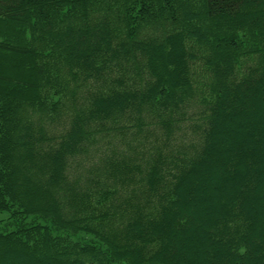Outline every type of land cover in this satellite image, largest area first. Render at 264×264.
<instances>
[{
    "label": "trees",
    "instance_id": "trees-1",
    "mask_svg": "<svg viewBox=\"0 0 264 264\" xmlns=\"http://www.w3.org/2000/svg\"><path fill=\"white\" fill-rule=\"evenodd\" d=\"M0 211V264H264V0H0Z\"/></svg>",
    "mask_w": 264,
    "mask_h": 264
},
{
    "label": "rangeland",
    "instance_id": "rangeland-1",
    "mask_svg": "<svg viewBox=\"0 0 264 264\" xmlns=\"http://www.w3.org/2000/svg\"><path fill=\"white\" fill-rule=\"evenodd\" d=\"M247 50H249V48H247ZM256 58H257V55L255 57V55H253L251 53L243 54L240 57V65H239L240 69L243 70L244 68H246V66H248V64H252ZM187 128L192 129L191 124H190V126L188 125ZM53 130H55V129L50 128V132L51 131L53 132ZM195 130L198 131V129H195ZM94 141L95 142L91 146L89 145L86 153L81 154L80 157L77 158V160L73 161V164L71 166L72 167V174H75V172H73V169L76 168L77 166L79 167L80 173H82V175H80V176L83 178V181H85L89 178L88 175L96 176V175L101 174L100 172H92L94 170V168H91V166L97 164V162L100 161L102 159V157L104 159H102L100 161L101 163H104V162L106 163V160L109 161L110 159H112L113 157L111 154H112L114 148L117 149L118 153H121L123 155H130L131 154L128 152H126V154H124V153H122L123 151H120V149L124 148L125 144L123 142H121L119 139H113L109 143L108 140H104V138H102L100 135H98V137H96ZM185 144H189V140L187 142H185ZM138 146H141V144H139L138 141H134L132 143L131 148L137 149ZM121 154H120V156H122ZM118 158H120V157H118ZM79 160H81L80 163H79ZM89 167H90V169L88 171ZM83 168H85V171L83 170ZM120 185H122V183ZM13 221L14 220H12L10 218L9 212L0 211V229L4 230L5 226H6V229H9V230L15 229V226L13 225ZM92 237H93L92 233H89V232L87 233L84 230H80L75 236H72L71 239L77 243L80 241L79 238H86L87 239V238H92Z\"/></svg>",
    "mask_w": 264,
    "mask_h": 264
}]
</instances>
